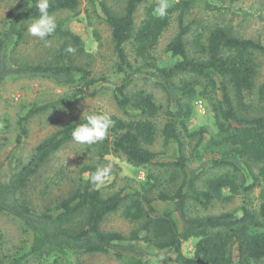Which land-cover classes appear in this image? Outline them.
Wrapping results in <instances>:
<instances>
[{"label":"trees","instance_id":"obj_1","mask_svg":"<svg viewBox=\"0 0 264 264\" xmlns=\"http://www.w3.org/2000/svg\"><path fill=\"white\" fill-rule=\"evenodd\" d=\"M87 1L93 9L97 5L110 31L111 81L75 61L84 54V43L64 29L63 22L53 29L60 42L50 59L13 61L26 23L75 12L78 0H19L0 35V89L9 78L46 80L71 89L54 101L32 105L19 116L15 147L22 145L32 118L76 107L106 86L120 112V116L87 117L63 125L41 141L7 181L0 173V214L16 221L27 240L6 264L48 259L65 263L71 256L89 254L111 256L122 264H146V247L155 250L160 264H264V81L258 83L264 44L216 26L205 43L199 36L194 38L195 58L188 53L190 25L184 23V14L200 0H180L163 10L151 4L139 27L136 14L144 0H116L114 5L107 0ZM177 10L178 32L166 46L168 60L163 63L154 50ZM137 82L159 89L164 108L146 90H132ZM200 99L210 103L215 134L186 127ZM161 114L163 146L172 153L165 160L148 148L156 140L155 121ZM100 132L105 136L91 143L98 159L119 155L135 168L157 164L161 173L148 172L138 189L125 187L103 197L94 180L97 168L86 165L67 196L44 210L31 207L23 192L51 157L65 145ZM186 139L195 143L189 155L185 154ZM255 189H259L258 207L243 205L233 212L192 215L194 209L207 210ZM157 205L164 208L159 210ZM116 213L138 225L129 236L101 229L102 222ZM190 240L195 245L187 257L181 248Z\"/></svg>","mask_w":264,"mask_h":264},{"label":"rangeland","instance_id":"obj_2","mask_svg":"<svg viewBox=\"0 0 264 264\" xmlns=\"http://www.w3.org/2000/svg\"><path fill=\"white\" fill-rule=\"evenodd\" d=\"M80 5L75 12H62L48 19L32 21L24 25L23 41L13 54V61L29 63L43 62L51 58L52 51L60 40L53 34L57 22H63V28L78 36L84 43V54L76 56L79 64H88L95 76L108 77L112 80L114 55L110 38V31L100 18L97 5L91 8L87 0H78ZM110 4L116 0H107ZM120 2L123 0H119ZM180 0H144L136 14V27L144 19L145 8L151 4L160 6L163 10L179 3ZM19 0H0V35L6 28V23L17 9ZM205 3L211 8H206ZM121 5V4H120ZM172 14L170 26L159 39L154 55L161 62H166L165 49L169 41L178 32V15ZM184 23L190 25L186 37L188 53L191 57H198L193 47V40L199 36L201 42L206 41L210 30L216 26L226 27L236 37L250 38L264 44V0H245L232 2L231 0H200L194 7L184 14ZM127 53L131 63L134 56L131 45H127ZM264 81V59L258 83ZM143 89L151 93L155 101L163 108L165 98L163 93L151 86L137 82L132 90ZM71 89L59 87L49 81L40 79H7L0 89V173L7 181L12 172L27 162L36 146L48 136L59 130L63 125L87 117L120 116L114 104L112 93L107 86L101 89L94 98L86 99L71 109L48 111L32 118L27 124V136L20 147H15L16 123L19 116L32 105H41L67 95ZM157 136L153 145L148 148L165 160L172 153L165 149L161 137V130L165 122L161 114L155 121ZM189 131L205 129L207 134H215V120L208 100H197L194 103L193 114L186 123ZM105 133H93L65 145L40 170L39 174L23 192V198L31 207L44 210L52 207L57 200L67 196L78 183L79 170L86 165L97 168L95 177L96 187L103 197L110 196L125 187L140 188L145 182L146 175L151 172L160 174L157 164L145 168H135L119 155H108L98 159L91 151V143L99 141ZM185 154L189 155L195 145L188 139L184 140ZM86 178V176H85ZM258 207L259 189H255L248 196H236L230 201L215 203L207 210L194 209L192 215H215L233 212L241 206ZM159 210L163 205H157ZM138 227L120 216V213L109 215L101 224L105 232H118L125 236ZM27 240L20 225L6 215L0 214V264H6L7 259L14 256L25 247ZM195 240L182 245V254L192 256ZM146 246V245H145ZM144 259L146 264H160L152 248L146 247ZM31 264H122L121 261L103 254H89L71 256L65 263H54L53 259L46 261L32 260Z\"/></svg>","mask_w":264,"mask_h":264}]
</instances>
